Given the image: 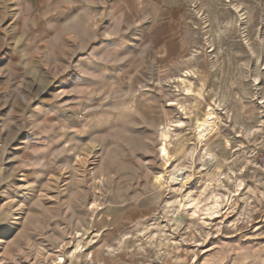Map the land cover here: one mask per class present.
<instances>
[{"label":"rangeland","instance_id":"374dc122","mask_svg":"<svg viewBox=\"0 0 264 264\" xmlns=\"http://www.w3.org/2000/svg\"><path fill=\"white\" fill-rule=\"evenodd\" d=\"M262 156L264 0H0V264H264Z\"/></svg>","mask_w":264,"mask_h":264},{"label":"bare ground","instance_id":"6f19581e","mask_svg":"<svg viewBox=\"0 0 264 264\" xmlns=\"http://www.w3.org/2000/svg\"><path fill=\"white\" fill-rule=\"evenodd\" d=\"M165 151V148L164 146L161 147V152H164ZM208 151V150H207ZM213 155L211 153H206V150L203 152V155H202V161H203V164L208 168L209 165H210V162L212 161L213 159Z\"/></svg>","mask_w":264,"mask_h":264},{"label":"built area","instance_id":"2783aa9c","mask_svg":"<svg viewBox=\"0 0 264 264\" xmlns=\"http://www.w3.org/2000/svg\"><path fill=\"white\" fill-rule=\"evenodd\" d=\"M261 162H262V164L264 166V156L261 157Z\"/></svg>","mask_w":264,"mask_h":264}]
</instances>
